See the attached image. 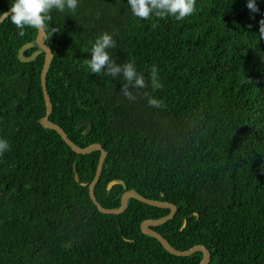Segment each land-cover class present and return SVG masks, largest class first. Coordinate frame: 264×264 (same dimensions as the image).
<instances>
[{"label":"trees","instance_id":"trees-1","mask_svg":"<svg viewBox=\"0 0 264 264\" xmlns=\"http://www.w3.org/2000/svg\"><path fill=\"white\" fill-rule=\"evenodd\" d=\"M260 1L253 11L248 0H196L195 11L177 20L135 17L127 0H77L45 21L50 120L76 145L107 151L98 202L119 208L123 193L135 190L173 203L175 216L152 228L177 250L205 246L209 264H264ZM11 3L0 0V13ZM24 31L10 16L0 24V137L11 146L0 155V264H200L202 252L176 256L142 232L144 220L169 208L130 198L121 214L98 210L89 184L101 152L78 154L42 125L45 54L18 58L25 45V56L39 48L38 30ZM103 32L115 41L110 61L132 63L145 87L123 71L110 75L107 64L91 71ZM83 120L92 123L87 134L77 127Z\"/></svg>","mask_w":264,"mask_h":264},{"label":"clouds","instance_id":"clouds-1","mask_svg":"<svg viewBox=\"0 0 264 264\" xmlns=\"http://www.w3.org/2000/svg\"><path fill=\"white\" fill-rule=\"evenodd\" d=\"M127 2L132 14L141 19H148L152 15H155L160 18L173 16L177 20H182L195 11L196 0H127ZM260 2H264V0ZM256 4L255 0H248L247 7L253 11H257ZM76 6L77 0H12L10 10L0 13V18L10 16L11 22L20 29L19 35L24 36L26 27L44 30L45 21L49 18L47 14L53 8L63 12L65 7L75 9ZM259 31L261 37L264 38V20L260 21ZM114 44L115 41L108 32H103L98 36L91 50V59L87 62L88 67L91 71L99 73L107 64L110 75L115 76L123 71L124 77L129 83L134 82L138 88L145 87L143 76L137 74L136 68L132 63L118 66L110 61L107 49L114 46ZM156 71V68L152 69L153 84L159 86L156 82ZM125 96L130 100L134 99L128 92H125ZM148 103L151 106H159L161 102L157 99L149 98ZM10 147L9 141L6 138L0 137V155H3Z\"/></svg>","mask_w":264,"mask_h":264},{"label":"water","instance_id":"water-1","mask_svg":"<svg viewBox=\"0 0 264 264\" xmlns=\"http://www.w3.org/2000/svg\"><path fill=\"white\" fill-rule=\"evenodd\" d=\"M5 20H6V18H0V24H2ZM45 37H46L45 29L44 30H38L36 42H37L39 48L36 51H34L30 56H25L24 52L27 48H29L31 46V44L25 45L19 50L18 58L22 62L29 63V62L34 61L42 52H44V54H45L44 64H43V68L41 71V85H42V90H43V94H44V98H45L46 114L41 118L42 125L44 127L56 130L60 134L62 139L78 154H88V153L95 151V150H99L101 152L99 162L97 165L95 177L92 180V182L89 184L90 197L93 200V202L96 204V206L98 207V210L102 213H105V214H121L126 210V208L128 206V200L130 198H135V199H137L143 203H146L148 205H151V206H156V207H160V208H169L170 209L169 214L162 217V218L144 220L141 224L142 232L144 234H147V235L154 237L157 240H159L160 243L163 245V247L169 253L176 255V256L184 257V256H188V255H191L195 252L200 251L203 253V258L200 261V264H209L211 254L205 246L196 245V246H193L192 248L187 249V250H177L171 246V244L168 242V240L164 236H162L159 232H157L156 230H154L152 228V227H157V226H160V225L168 222L170 219H172L175 216V214L177 212V207L173 203H169L167 201H162V200H155V199L146 198L135 190H128V191L123 193V195L121 197V205L119 208H105L104 206H102L98 202V200L95 196V186L98 183V181L100 180L103 165H104V162H105L106 157H107V151L99 143H94V144H91L87 147H80V146L76 145L67 136L66 132L58 124H56L50 120V115L52 113L53 107H52L51 98H50V95L48 93V88H47V74H48L50 65L52 63L53 52H52L51 48L46 44ZM83 125L87 126V128L84 130V133L87 134L88 132H90V130L92 128V123L89 120H83L77 124V127L80 128ZM75 177L78 180V175H76ZM82 184L86 185L85 183H82ZM112 185H113V183H111L109 185V188Z\"/></svg>","mask_w":264,"mask_h":264}]
</instances>
